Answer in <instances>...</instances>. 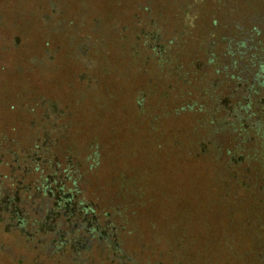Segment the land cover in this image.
Wrapping results in <instances>:
<instances>
[{
	"label": "trees",
	"instance_id": "16d2710c",
	"mask_svg": "<svg viewBox=\"0 0 264 264\" xmlns=\"http://www.w3.org/2000/svg\"><path fill=\"white\" fill-rule=\"evenodd\" d=\"M121 1L76 35L65 26L42 48L48 70L25 71L44 86L23 81V104L7 107L0 228L56 264H264V0H142L144 25L140 13L123 18ZM122 119L144 157L195 168L206 197L192 212L214 243L155 210L128 168ZM165 186L156 203L191 212Z\"/></svg>",
	"mask_w": 264,
	"mask_h": 264
},
{
	"label": "rangeland",
	"instance_id": "374dc122",
	"mask_svg": "<svg viewBox=\"0 0 264 264\" xmlns=\"http://www.w3.org/2000/svg\"><path fill=\"white\" fill-rule=\"evenodd\" d=\"M117 1L119 0H0V135L8 136V134H11L12 117L7 107L12 104L17 105V103L23 104L24 100L18 98L19 96L25 97L27 95V91H24L23 88V81H26L32 87L44 86L34 76L33 72L25 73L30 65L40 68V73L41 71L48 70L47 61L49 54L42 53L44 45L48 47L58 45L62 41V37L57 33H64L65 26L69 27L70 32L72 29V32L76 35L78 31L81 32L85 29L84 27L87 26L86 21L93 15H117ZM130 1L123 0L120 2L121 9L126 10V15L122 12L123 18L128 17L127 15L132 14V12L140 13L138 16L141 20L140 24H146L147 21L143 18L145 14L140 11L139 6H135L136 2L142 0H132V3ZM144 1L152 2V5L161 3L160 0ZM129 2L133 5V8L130 7ZM189 5L187 17L185 15L184 19L188 18L187 24L190 25L193 15V12L190 10L194 5ZM104 27H98V29L100 30V28ZM87 45V40H85L84 47H87ZM82 66L88 70L98 67L97 64L90 61H83ZM74 69L70 68L69 74ZM116 93L119 102L121 95L118 91ZM48 111L49 116L47 120L53 122L52 109L49 108ZM117 131L118 133L120 131L127 141L129 140V145L126 141V146H129V148L127 147L129 152H131L130 149L132 150V155L128 162V168L138 171L141 178L143 177L142 183L145 184L144 194L150 197L151 202H155V210L162 209L159 207L162 206L168 209V213L172 212L173 216H168V219L180 222L184 226V231H182L184 233H186L185 231H190V234L197 238L198 236L207 235V231L202 228V221H200L199 215L192 212L193 210H200L197 208L202 204L203 198L206 197L201 192L202 185L195 178V168H188L187 166L177 168L173 164H170L171 162L164 165L160 164L158 163L160 154L154 150L150 151L148 157H144L135 147V140L132 139L130 129L126 127V121L123 119ZM154 174L157 176L155 182H153ZM150 177L153 179H150ZM146 178L148 179L147 181H145ZM188 180L190 183H185ZM171 183L177 185V188L179 187L177 189L178 195L176 196L180 197V201L184 197L188 199L187 203H185L192 205L190 207L191 210H189L191 212L184 211L182 213L184 208H180V202L176 199L171 200L166 205L156 203L158 202L156 195L159 188L161 189L162 186L166 187L165 185H170ZM192 186L193 189L189 190ZM183 195L185 196L183 197ZM178 211H181L180 215L183 216H178ZM137 212H140L139 208ZM140 217H138L139 220ZM140 221L138 222L141 223ZM162 227L166 229L168 226L163 225ZM215 234V232H212L210 235H207L210 239L209 245H211V241L214 243L216 239ZM194 246H196V243ZM199 250L196 253H199ZM0 264L56 263L47 260L42 250L38 249L36 242L27 243L21 237L17 238L0 228ZM82 264L90 263L84 259Z\"/></svg>",
	"mask_w": 264,
	"mask_h": 264
}]
</instances>
